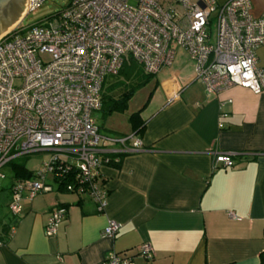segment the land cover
Wrapping results in <instances>:
<instances>
[{
	"label": "crops",
	"instance_id": "obj_1",
	"mask_svg": "<svg viewBox=\"0 0 264 264\" xmlns=\"http://www.w3.org/2000/svg\"><path fill=\"white\" fill-rule=\"evenodd\" d=\"M250 1L260 16L264 0ZM256 54L264 68V45ZM175 58L141 88H148L146 99L133 112L145 121L140 150L100 169L104 210L89 194L68 192L49 178L52 190L24 199L17 217L9 210L16 180L4 187L0 264H103L111 251L133 264H261L264 92L237 86L208 94L187 53L178 49ZM220 153L232 156L234 167L215 162ZM59 206L67 213L47 236ZM109 220L121 225L113 238L103 234ZM147 243L151 259L139 255Z\"/></svg>",
	"mask_w": 264,
	"mask_h": 264
},
{
	"label": "built area",
	"instance_id": "obj_2",
	"mask_svg": "<svg viewBox=\"0 0 264 264\" xmlns=\"http://www.w3.org/2000/svg\"><path fill=\"white\" fill-rule=\"evenodd\" d=\"M45 1L27 0L21 21L0 37V192L8 163L52 154L33 178L12 184L14 216L22 214L24 199L52 190L49 178L68 192L89 194L104 210L108 190L100 182L101 167L141 148L133 132L102 134L94 117L106 80L119 74L127 57L157 75L172 66L180 49L206 93L237 86L264 92V68L257 66L256 54L264 45V12L253 16L250 0H71L61 11L23 26L25 16ZM215 162L234 167L229 154L220 153ZM66 213L62 206L52 209L47 236L56 234ZM120 227L109 220L103 234L113 238ZM154 254L149 243L139 248L146 259ZM133 263L111 251L103 264Z\"/></svg>",
	"mask_w": 264,
	"mask_h": 264
},
{
	"label": "trees",
	"instance_id": "obj_3",
	"mask_svg": "<svg viewBox=\"0 0 264 264\" xmlns=\"http://www.w3.org/2000/svg\"><path fill=\"white\" fill-rule=\"evenodd\" d=\"M125 61L126 63L119 71V74L112 77L115 79L110 84V88L112 87L113 91H107L108 88L104 84L101 111L106 117L116 112H127L129 102L133 96L139 89L147 86L155 77L154 74L150 75L145 72L143 66L132 57H127ZM128 121L131 124L132 132L141 136L145 129V121L141 118V112L129 115ZM29 156H21L10 162L13 167V180L19 181L21 179L33 178L35 171L29 170L24 161ZM60 187L65 188L63 184H60ZM2 189L4 190V186ZM260 262L264 264V251L260 254Z\"/></svg>",
	"mask_w": 264,
	"mask_h": 264
},
{
	"label": "rangeland",
	"instance_id": "obj_4",
	"mask_svg": "<svg viewBox=\"0 0 264 264\" xmlns=\"http://www.w3.org/2000/svg\"><path fill=\"white\" fill-rule=\"evenodd\" d=\"M71 0H48L42 3V5L38 6L35 10L25 16V19L22 22L23 26L27 24H34L40 20H43L50 16V14L61 11L64 7L68 6ZM226 0H218L219 4L224 3ZM22 17V13L20 15V19ZM14 27V25H13ZM11 27V28H13ZM10 28V29H11ZM108 77L106 80L105 86H107V91L112 92V87L110 88V84L114 82V78ZM148 88L139 89V92L136 93L133 100L129 104L128 111L125 113L116 112L113 115L108 117L104 116L101 110L94 112V117L96 120V124L100 126V130L102 134H108L117 136L120 134H127L131 130V124L128 121V117L131 113L135 112L140 104L145 101L146 93ZM52 154L50 152H44L42 154H33L26 158L25 164L30 170H38L41 169L45 162L50 160ZM2 173L5 175V179L2 181L3 186L6 187L13 180V167L12 164L8 163L7 166L2 168Z\"/></svg>",
	"mask_w": 264,
	"mask_h": 264
},
{
	"label": "water",
	"instance_id": "obj_5",
	"mask_svg": "<svg viewBox=\"0 0 264 264\" xmlns=\"http://www.w3.org/2000/svg\"><path fill=\"white\" fill-rule=\"evenodd\" d=\"M27 0H0V37L16 25L24 12Z\"/></svg>",
	"mask_w": 264,
	"mask_h": 264
},
{
	"label": "bare ground",
	"instance_id": "obj_6",
	"mask_svg": "<svg viewBox=\"0 0 264 264\" xmlns=\"http://www.w3.org/2000/svg\"><path fill=\"white\" fill-rule=\"evenodd\" d=\"M10 30V29H9Z\"/></svg>",
	"mask_w": 264,
	"mask_h": 264
}]
</instances>
